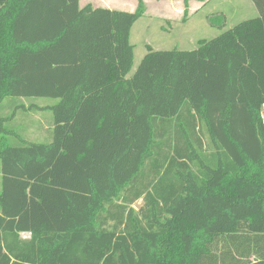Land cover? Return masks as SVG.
<instances>
[{
	"label": "trees",
	"instance_id": "16d2710c",
	"mask_svg": "<svg viewBox=\"0 0 264 264\" xmlns=\"http://www.w3.org/2000/svg\"><path fill=\"white\" fill-rule=\"evenodd\" d=\"M136 1L0 0V264H264V0L129 76Z\"/></svg>",
	"mask_w": 264,
	"mask_h": 264
},
{
	"label": "rangeland",
	"instance_id": "374dc122",
	"mask_svg": "<svg viewBox=\"0 0 264 264\" xmlns=\"http://www.w3.org/2000/svg\"><path fill=\"white\" fill-rule=\"evenodd\" d=\"M105 1H107L106 4H109V1V5L113 6L110 9L126 12H135L138 6L136 0ZM144 1L145 15L134 24L131 30L130 42L134 46V62L129 76L135 73L147 54V45L154 51L194 50L199 41L214 39L232 26L258 16L251 0H210L212 2L209 1L208 6L204 8L201 3L195 2L190 4L187 12L183 1ZM91 2L98 3V5L92 4L94 7H104L102 3L95 0ZM86 3L87 1L80 0L81 7ZM218 18H220L219 23L216 22ZM56 102L48 98H32L24 100L23 103L28 108L29 104L42 107L51 106ZM12 113L13 110L9 109L6 104L0 106V115L10 116ZM24 113L27 114L28 119L25 122L30 127L13 120L8 124V128H14L21 133L26 130L25 136H28V140L32 142H48L53 131L52 113L43 110L35 114L29 110ZM141 205L142 203L139 202L135 208L139 209Z\"/></svg>",
	"mask_w": 264,
	"mask_h": 264
},
{
	"label": "crops",
	"instance_id": "0c3cea01",
	"mask_svg": "<svg viewBox=\"0 0 264 264\" xmlns=\"http://www.w3.org/2000/svg\"><path fill=\"white\" fill-rule=\"evenodd\" d=\"M81 1L83 2L84 0H81ZM85 1H87L86 4L91 3V4H96V5H98V3H96V2H91V0H85ZM95 1L102 3L101 5H103V6L106 7V8H109V9H110V8H113V6L109 5V4H110L109 1H108L109 4H106L107 1H105V0H95ZM103 1H104V3H103ZM209 1H210V0H208L207 4H202V8H204L205 6H208ZM210 2H212V1H210ZM191 3H195V2H191ZM191 3H190V4H191ZM86 4H84V5H86ZM210 21H211V23H212V20H210Z\"/></svg>",
	"mask_w": 264,
	"mask_h": 264
},
{
	"label": "built area",
	"instance_id": "2783aa9c",
	"mask_svg": "<svg viewBox=\"0 0 264 264\" xmlns=\"http://www.w3.org/2000/svg\"><path fill=\"white\" fill-rule=\"evenodd\" d=\"M22 237H23L24 239H30V234H22Z\"/></svg>",
	"mask_w": 264,
	"mask_h": 264
}]
</instances>
